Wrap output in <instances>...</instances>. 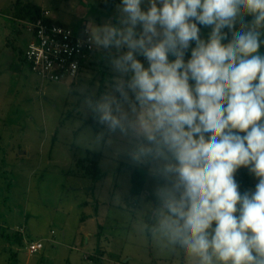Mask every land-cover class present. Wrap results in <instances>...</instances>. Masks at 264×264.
<instances>
[{
  "label": "clouds",
  "instance_id": "9594fccd",
  "mask_svg": "<svg viewBox=\"0 0 264 264\" xmlns=\"http://www.w3.org/2000/svg\"><path fill=\"white\" fill-rule=\"evenodd\" d=\"M113 7L86 30L111 73L84 99L93 144L147 172L162 247L188 264H264V0ZM241 168L254 189L241 192Z\"/></svg>",
  "mask_w": 264,
  "mask_h": 264
},
{
  "label": "rangeland",
  "instance_id": "374dc122",
  "mask_svg": "<svg viewBox=\"0 0 264 264\" xmlns=\"http://www.w3.org/2000/svg\"><path fill=\"white\" fill-rule=\"evenodd\" d=\"M105 2L0 0V264H188L153 233L148 174L146 190L132 195L138 167L93 144L101 127L86 123L84 99L108 86L103 53L94 49L73 79L60 81L43 80L26 61L29 5L77 28L112 16L119 0ZM209 31L202 28V35ZM87 150L101 153L93 159L96 168ZM236 179L241 192L254 189L247 169ZM25 236L42 238L45 247L29 256ZM103 251L104 258L97 257Z\"/></svg>",
  "mask_w": 264,
  "mask_h": 264
},
{
  "label": "built area",
  "instance_id": "2783aa9c",
  "mask_svg": "<svg viewBox=\"0 0 264 264\" xmlns=\"http://www.w3.org/2000/svg\"><path fill=\"white\" fill-rule=\"evenodd\" d=\"M51 10L43 8L34 20H26V27L32 33L26 51V61L31 70L43 80H69L80 71L82 63L94 48L86 42L88 24L79 28L57 22H50ZM21 232L25 229L22 227ZM54 233V231H52ZM43 239H27V250L34 255L44 248Z\"/></svg>",
  "mask_w": 264,
  "mask_h": 264
},
{
  "label": "trees",
  "instance_id": "16d2710c",
  "mask_svg": "<svg viewBox=\"0 0 264 264\" xmlns=\"http://www.w3.org/2000/svg\"><path fill=\"white\" fill-rule=\"evenodd\" d=\"M109 2L107 3V5H113V0H108ZM103 5H106V2L103 3ZM43 10L42 7H39V6H30L28 7V9L25 11L26 12V16H25V20H34L36 19L37 17H39L41 15V11ZM16 11H21V9H17ZM249 19H251L249 17ZM48 20L50 22H56L52 16L51 18H48ZM58 23V22H57ZM61 24V23H60ZM87 24V23H85ZM83 24V25H85ZM82 25L78 26L77 28L81 27ZM94 51V50H93ZM84 66V63H82V66L81 68ZM80 68V70H81ZM87 124H91L93 125L94 127H96L98 129V124H96L92 118H89L86 122ZM87 154H88V159H90V161H93V163L91 164L93 166V168H96L97 167V160H93L94 158H100L101 157V153L100 152H97V151H94V150H87ZM88 172H92L93 170L91 169H87ZM94 177H96V174L93 175ZM146 176H147V172L144 170V169H139V168H135L133 170V173H132V180H133V186L131 188V194L134 195V196H138L140 194H142L145 190H146ZM136 200V199H135ZM134 203V202H133ZM23 234H26V232H22ZM28 240H32L31 237H27ZM94 257V256H93ZM91 256H89V258H93Z\"/></svg>",
  "mask_w": 264,
  "mask_h": 264
},
{
  "label": "crops",
  "instance_id": "0c3cea01",
  "mask_svg": "<svg viewBox=\"0 0 264 264\" xmlns=\"http://www.w3.org/2000/svg\"><path fill=\"white\" fill-rule=\"evenodd\" d=\"M51 15H52V13H51ZM52 18H53V16H52ZM53 19H54V18H53ZM54 20H55V19H54ZM56 22H57V21H56ZM61 24H62V23H61ZM83 24H85V22H84ZM83 24H82V25H83ZM64 25H65V24H64ZM21 228H22V227L19 228V231H20ZM24 229H25V227H24ZM52 231H54V230H52ZM25 232H26V229H25ZM20 233H21V232H20ZM26 233H27V232H26ZM52 233H53V232H52ZM54 233H55V231H54ZM54 233H53V234H54ZM89 234H92V232H89ZM25 237H26V239H28L27 236H25ZM31 238H32V237H31ZM32 239H42V238H39V237H33ZM44 247H45V246H44ZM29 256H33V255H30V254H29ZM89 256L92 257V255H86V258L90 260L91 258H89ZM104 256H105V255H104V251H103V252H101L97 257L104 258ZM117 264H121V263L117 262Z\"/></svg>",
  "mask_w": 264,
  "mask_h": 264
}]
</instances>
